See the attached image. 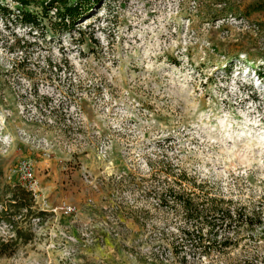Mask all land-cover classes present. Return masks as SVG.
Segmentation results:
<instances>
[{"label":"rangeland","instance_id":"374dc122","mask_svg":"<svg viewBox=\"0 0 264 264\" xmlns=\"http://www.w3.org/2000/svg\"><path fill=\"white\" fill-rule=\"evenodd\" d=\"M0 3V197L23 157L76 207L0 264H264V0H104L72 30Z\"/></svg>","mask_w":264,"mask_h":264},{"label":"trees","instance_id":"16d2710c","mask_svg":"<svg viewBox=\"0 0 264 264\" xmlns=\"http://www.w3.org/2000/svg\"><path fill=\"white\" fill-rule=\"evenodd\" d=\"M20 5L19 14L16 19L20 20L21 23L30 26L32 30H38L42 26V20L36 14L31 13L27 9L31 6L38 5L41 6L43 10V17H49L50 12H55L56 24L64 30H72L74 25L82 18H85L89 13H91L96 6L104 2V0H82L81 3H76L75 5H70L69 0H47L39 3L36 0H16ZM264 11V3L251 5L247 8V14L250 16L256 12ZM0 14L6 15L10 14V11L0 3ZM259 78L261 77L264 81V73L259 69ZM173 192V191H172ZM10 195L7 201H3L0 197V225L6 223L13 227L14 237L9 238L6 241L0 240V257L12 256L16 252V247L23 244L26 245L31 242L35 236L36 223L35 219L43 220L49 218V214L43 211H38L34 209V199L31 192L27 191L21 186L12 187L9 191ZM173 196L172 193H170ZM166 200V199H165ZM180 205L185 211V216L188 220H200L203 218L200 212L196 208V204L192 200L180 201ZM26 217V223L24 225H18L15 220L18 216ZM218 216V217H215ZM245 215L240 214L238 217L231 215L230 211L226 214H220L219 211L213 210L210 213V217H205L207 220V225L210 232L214 234L217 229L222 227L225 223H232L234 219H244ZM214 219V220H213ZM247 219V218H246ZM262 226V221L258 223ZM200 235V231H184V235L188 238L194 237L195 235ZM200 245H203V240L199 239ZM222 247L228 248L230 243L227 241L220 244ZM204 248L201 250L202 253L207 254L211 251V245H203Z\"/></svg>","mask_w":264,"mask_h":264},{"label":"built area","instance_id":"2783aa9c","mask_svg":"<svg viewBox=\"0 0 264 264\" xmlns=\"http://www.w3.org/2000/svg\"><path fill=\"white\" fill-rule=\"evenodd\" d=\"M3 143V146L6 147V140ZM15 173L19 176L21 186L32 193L34 199V209L46 212L49 214V216H51L43 220L42 222L40 221V219L34 220V222L36 223L35 234L37 237L43 235V233L45 232V228H47L53 220L57 221L59 217L70 216L75 213L76 207L74 205L64 203L59 206H52L46 198L42 197L40 182L36 175V164L32 159H20ZM13 237V227L6 223H2L0 225V240L6 241L9 238Z\"/></svg>","mask_w":264,"mask_h":264},{"label":"crops","instance_id":"0c3cea01","mask_svg":"<svg viewBox=\"0 0 264 264\" xmlns=\"http://www.w3.org/2000/svg\"><path fill=\"white\" fill-rule=\"evenodd\" d=\"M20 159H23V157ZM42 163H43V161L42 162H36V171H37V165L42 164ZM37 177H38V175H37ZM39 179L40 178L38 177V180ZM39 182H40V187H41L42 181H39ZM40 190L42 193V197L46 198L49 201V203L53 206L61 205L66 200L65 199L66 197L62 192V189H60L59 186H57V185H54V184L46 185L45 187L40 188ZM1 208H2V206H1ZM25 218L26 217H22L21 215L17 217V219L21 220L22 222L25 220ZM29 243H32V241ZM13 257H15V256H13Z\"/></svg>","mask_w":264,"mask_h":264}]
</instances>
